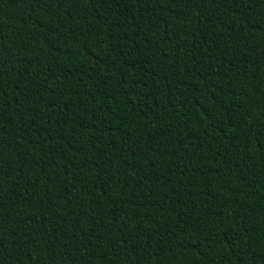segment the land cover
Instances as JSON below:
<instances>
[{
  "label": "trees",
  "instance_id": "trees-1",
  "mask_svg": "<svg viewBox=\"0 0 264 264\" xmlns=\"http://www.w3.org/2000/svg\"><path fill=\"white\" fill-rule=\"evenodd\" d=\"M2 264H264V3L0 0Z\"/></svg>",
  "mask_w": 264,
  "mask_h": 264
},
{
  "label": "snow or ice",
  "instance_id": "snow-or-ice-1",
  "mask_svg": "<svg viewBox=\"0 0 264 264\" xmlns=\"http://www.w3.org/2000/svg\"><path fill=\"white\" fill-rule=\"evenodd\" d=\"M260 2L264 3V0H260ZM3 188H4V182H3L2 178H0V194H2ZM0 199H3L2 195H0ZM2 250H3L2 239H0V251H2ZM0 264H2V262H0Z\"/></svg>",
  "mask_w": 264,
  "mask_h": 264
}]
</instances>
